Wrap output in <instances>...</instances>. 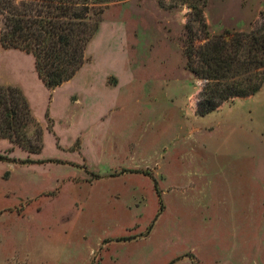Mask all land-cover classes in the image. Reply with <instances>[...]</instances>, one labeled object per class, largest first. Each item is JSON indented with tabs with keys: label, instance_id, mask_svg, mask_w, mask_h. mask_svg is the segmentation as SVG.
I'll list each match as a JSON object with an SVG mask.
<instances>
[{
	"label": "rangeland",
	"instance_id": "obj_1",
	"mask_svg": "<svg viewBox=\"0 0 264 264\" xmlns=\"http://www.w3.org/2000/svg\"><path fill=\"white\" fill-rule=\"evenodd\" d=\"M189 2L202 5H103L87 60L54 89L31 54L0 45V87L18 89L35 120L25 147L0 137L18 159L0 161V264H264V86L192 113L205 83L183 49L204 30ZM203 9L210 34L229 39L264 0Z\"/></svg>",
	"mask_w": 264,
	"mask_h": 264
},
{
	"label": "trees",
	"instance_id": "obj_2",
	"mask_svg": "<svg viewBox=\"0 0 264 264\" xmlns=\"http://www.w3.org/2000/svg\"><path fill=\"white\" fill-rule=\"evenodd\" d=\"M118 1L123 0H0V45L31 54L37 76L54 89L85 63L86 47L99 28L103 5ZM198 2L188 6L204 30V43L195 45V34L187 37L183 54L185 67L205 83L196 103V114L203 115L264 86V13L250 30H228L230 37L225 39L210 34L203 14L206 0L201 6ZM34 121L21 92L0 87V137L25 147L17 138L26 134L28 125L34 128ZM27 147L28 152L39 150ZM0 161L16 163L18 159L0 154Z\"/></svg>",
	"mask_w": 264,
	"mask_h": 264
},
{
	"label": "crops",
	"instance_id": "obj_3",
	"mask_svg": "<svg viewBox=\"0 0 264 264\" xmlns=\"http://www.w3.org/2000/svg\"><path fill=\"white\" fill-rule=\"evenodd\" d=\"M208 24H209V23H208ZM224 27H226V26H224ZM240 29H241V28H240ZM195 79H197V78L195 77ZM262 88H263V87H262ZM262 88H261V89H262ZM261 89H260V90H261ZM260 90H259V91H260ZM259 91H258V92H259ZM255 94H256V93H255ZM255 94H253V95H249V96H246V97H241V98H246V99H248V98H252ZM197 95H198V90L195 89V87H194V92H193L192 94H190L189 97H191V98H194V97H195V98H196ZM236 99H240V98H235L234 100H236ZM234 100H232V101H234ZM232 101H231V102H232ZM225 104H226V103H223L222 105H225ZM222 105H221V106H222ZM221 106H219V107H221ZM195 107H196V101H195V106H194L193 108H192V107H191V108H192V113L195 114V115H197V114H196V109H194ZM158 109H161V108L158 107ZM168 110H169V109L164 110V112H165V111H168ZM169 111H170V110H169ZM163 114H164V113H163ZM173 120H174V118H173L171 121L173 122ZM167 121H170V118L167 117ZM184 145H185V142H184ZM146 147H147V146H146ZM146 147H145V148H146ZM177 151H178V149H177ZM147 159H149V158H147ZM149 162H150V160H149ZM150 163H151V162H150ZM230 174H231V173H230ZM161 177H166V176H165L164 174H161ZM169 185H172V183H169ZM166 187H167V186H166ZM160 191H162V190H160Z\"/></svg>",
	"mask_w": 264,
	"mask_h": 264
}]
</instances>
